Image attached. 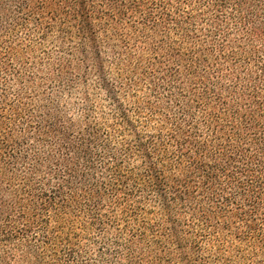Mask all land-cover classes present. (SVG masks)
I'll return each mask as SVG.
<instances>
[{"label": "trees", "instance_id": "16d2710c", "mask_svg": "<svg viewBox=\"0 0 264 264\" xmlns=\"http://www.w3.org/2000/svg\"><path fill=\"white\" fill-rule=\"evenodd\" d=\"M0 264H264V0H0Z\"/></svg>", "mask_w": 264, "mask_h": 264}, {"label": "rangeland", "instance_id": "374dc122", "mask_svg": "<svg viewBox=\"0 0 264 264\" xmlns=\"http://www.w3.org/2000/svg\"><path fill=\"white\" fill-rule=\"evenodd\" d=\"M123 77V79L128 82L129 78H133V82L134 84L138 85V96L139 98H143L146 94H148V97L150 96V93L148 91V88L146 89V87L144 86L143 83H141L140 81V75H138V73L135 75V77L133 76V72H125L121 75ZM112 80V79H111ZM93 83H89L88 84V88L87 87H80L79 89L73 91L72 93H69L67 95H65V97L63 98V104H64V109H65V114L68 117H72L77 123H79V121L85 120L86 114L90 113L91 114V120L89 121V123H99V121H104L107 124H111L113 123V119L115 118L114 111L117 110V105L120 104V102H117L116 100H114L113 98H111L108 95V91L106 92L105 90H96L95 86L93 85ZM143 86V87H142ZM145 87V88H144ZM140 88H142L143 90H141ZM98 91V92H97ZM135 93L134 92H130V95H123L121 98L125 99L124 103L129 106L128 109H134L135 112L137 110L138 112V107L142 108L143 106H146L144 101L139 100L138 104H134V106L131 105L132 101H134L135 99H133V95ZM129 95V96H128ZM87 100H91L90 102L94 101L95 103V108L93 112H88V106L86 104ZM110 101L113 103V101H115V107L110 108ZM141 101V103H140ZM151 105H153V107L155 109L158 108L159 103L155 100V99H151L150 101H148ZM135 106H137V108H135ZM127 110V109H126ZM122 109H119V112H121ZM148 111L143 113L141 112V114H147ZM103 116H105V118H103ZM86 122V121H85ZM80 124H84L85 123H80ZM142 126V125H141ZM145 128V127H143ZM143 134V131L138 127V126H132L131 128H129V132H128V139L129 140H136L138 139V136H136L137 134ZM179 243V242H177ZM174 247V245H173ZM15 255L20 256V253L17 252Z\"/></svg>", "mask_w": 264, "mask_h": 264}]
</instances>
